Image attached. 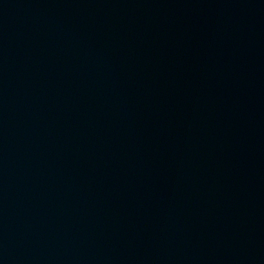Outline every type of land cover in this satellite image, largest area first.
Listing matches in <instances>:
<instances>
[{
	"label": "water",
	"instance_id": "95a60500",
	"mask_svg": "<svg viewBox=\"0 0 264 264\" xmlns=\"http://www.w3.org/2000/svg\"><path fill=\"white\" fill-rule=\"evenodd\" d=\"M264 141V0H165Z\"/></svg>",
	"mask_w": 264,
	"mask_h": 264
}]
</instances>
